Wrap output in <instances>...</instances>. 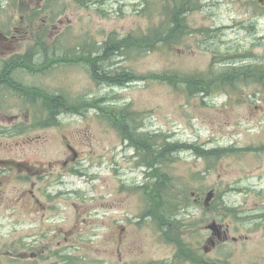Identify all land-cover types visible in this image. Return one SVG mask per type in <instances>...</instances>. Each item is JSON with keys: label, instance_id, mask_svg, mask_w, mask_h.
Instances as JSON below:
<instances>
[{"label": "rangeland", "instance_id": "obj_1", "mask_svg": "<svg viewBox=\"0 0 264 264\" xmlns=\"http://www.w3.org/2000/svg\"><path fill=\"white\" fill-rule=\"evenodd\" d=\"M174 1L0 0V29L15 35L0 38V67L5 52L47 53L39 55V70H15L34 90H9L4 101L0 94V264H54L40 261L52 252L60 256L55 263L68 264V255L72 264H90L101 249L108 252L104 264H118L119 239H139V249H124L131 261L167 264L170 245L157 231L158 214L155 236L149 218L136 223L140 231L118 236L113 223L130 227L150 210L168 215L192 190H214L222 210H264V76L257 82L251 71L228 69L264 65V0H190L179 44L105 50L110 37L168 32ZM29 10L32 18L51 19L35 25L43 28L37 37V27L21 22ZM117 70L135 79L122 86L99 81ZM180 77L217 80L208 93H191V80ZM38 93L62 96L72 107L45 125L37 118L45 109L34 111L29 100ZM16 113L22 118H5ZM188 144L227 149L206 157L181 147ZM158 186L164 195H156ZM252 223L254 241L264 242V219ZM70 229L76 235H61Z\"/></svg>", "mask_w": 264, "mask_h": 264}, {"label": "flooded vegetation", "instance_id": "obj_2", "mask_svg": "<svg viewBox=\"0 0 264 264\" xmlns=\"http://www.w3.org/2000/svg\"><path fill=\"white\" fill-rule=\"evenodd\" d=\"M36 9L35 15H40L41 10L39 8ZM31 11H22L27 13V19H23L21 22L25 20L29 26L37 27V37L42 33L43 28L35 25L41 22V26H44L50 23L51 19L40 16L37 19L32 18L35 15H31ZM8 32V30L0 29V38L5 40L15 38L14 34L9 35ZM34 32L32 31L33 38H35ZM41 53L47 54L46 52L28 50L19 53L18 51L3 53L6 55L3 57L2 67H0V94L4 97L2 101L6 100L5 97L9 90L15 89L21 92L22 90L35 89V87H23L15 76V70L23 68L39 70L44 65L40 60L41 57L39 55ZM45 57L47 58V56ZM29 100L36 112L44 106L43 94L32 95ZM58 115L50 117L46 113L45 117L43 112L41 115L37 114V118H57ZM5 118H22V115L16 113ZM66 147L73 154L71 160H76L78 158L77 151L70 144H66ZM67 163L68 161L64 162L65 165ZM263 190L261 191L263 192ZM211 191H213V196L207 200V193L204 196L192 190L190 196L185 201H182L183 205L178 207L175 205V210L168 215H165L168 212L158 214L150 210L147 213H142L138 217V221L128 222L130 227H127L123 222L113 223L115 236L123 234L125 230L139 229L140 231L136 223L141 224L145 218L152 220L148 225L151 228L152 235L155 236L156 215L158 214L159 216L162 215L161 218L159 217L162 219V227H159L157 231L161 233L162 240L165 239L170 245L169 262L167 264H264V242H255L252 235L253 218L264 219V210H260L258 213L243 212L238 204L232 206L230 210H222L223 205L218 200L221 196H217L214 190ZM201 209L204 212L202 216L200 215ZM209 210L212 211L211 216H208ZM124 219L126 218L124 217ZM226 219L228 220L226 221ZM60 232L61 230L58 233ZM66 234L76 235L72 229L69 231L62 230L61 235ZM109 236L110 233H106V237L108 238ZM64 239L66 238L64 237ZM120 240L115 241L119 255L118 264H141L139 258L131 261L129 259L130 253L124 251L125 248L131 245L134 250L139 249V239L137 243L132 240L129 244L120 242ZM107 253V249H101L100 257H91L90 264H104ZM31 255L33 256L34 254ZM64 257H66L64 263H74L71 256L67 255ZM50 258H53L54 264H61V262L55 263L60 258L59 254L55 252L48 256H41L40 261H47Z\"/></svg>", "mask_w": 264, "mask_h": 264}, {"label": "trees", "instance_id": "obj_3", "mask_svg": "<svg viewBox=\"0 0 264 264\" xmlns=\"http://www.w3.org/2000/svg\"><path fill=\"white\" fill-rule=\"evenodd\" d=\"M190 2V0H175L174 3L178 4L176 6L173 5V11H174V19H175V23L174 26L168 31L166 32V30H158L155 29L152 33H148V34H144L141 35L139 38H137L136 36H126L122 39H116L113 37H110L109 40L106 42L105 44V50L110 51V53H113L115 51H119L121 49V47H127V45L130 42H134L138 45H149L152 46L154 45V43L156 42H160L162 44H167V45H177L180 43V35L183 33L187 32V26L184 23V17L182 16V14L186 11H190L192 10L189 6L188 3ZM156 37V39H155ZM33 51V50H31ZM38 51V50H37ZM93 63V66L92 64ZM91 68H92V72L94 74H96V72H98L95 68L97 66V62L95 61H91L90 62ZM229 71L232 73H237L238 71H251L253 72L255 75V81L260 82L261 78H259V75L264 76V65H260L258 62L255 64H244L241 66H230ZM249 69V70H248ZM130 74V76L128 77V75ZM224 73H221L220 75L223 76ZM157 79H161V80H169V81H175L176 78L173 76H167V75H159L157 74L155 76ZM185 78L188 80L190 79L191 81L189 83H187V85L190 87V92L194 93L196 91H201L204 93H208V86L212 85L217 79H213L212 83H208V80L205 78H187V77H180L179 79L185 80ZM224 78L218 80L221 83H224ZM99 81H102L103 83H106L108 85H125L126 83L130 82L131 80H134L135 77L129 73V72H118L117 73H112V72H104L102 74H99L98 77ZM139 79H143L140 78ZM44 97V96H43ZM55 102V103H54ZM44 109L46 111V113L52 117L53 115L59 114L61 109H71L68 103H67V99H65L62 96L59 95H46L44 97ZM119 118H125L123 115L120 116ZM56 118H46L44 121V124H51L53 121H55ZM166 148H174V144L171 145H165ZM169 146V147H168ZM183 148H191L193 147V145L188 144L186 146H181ZM195 148V151L197 154L202 155V156H209V155H219L222 154L224 152L225 149L227 148H204V147H193ZM168 151H159V154H165L167 155ZM169 155V154H168ZM156 195L159 196L161 194L164 195L165 192H163L161 190V186L157 187L156 190ZM159 214V213H158ZM162 215H160L159 217L161 218Z\"/></svg>", "mask_w": 264, "mask_h": 264}, {"label": "water", "instance_id": "obj_4", "mask_svg": "<svg viewBox=\"0 0 264 264\" xmlns=\"http://www.w3.org/2000/svg\"><path fill=\"white\" fill-rule=\"evenodd\" d=\"M212 196H213V191L210 190L207 192L206 199L209 200V199H211Z\"/></svg>", "mask_w": 264, "mask_h": 264}]
</instances>
